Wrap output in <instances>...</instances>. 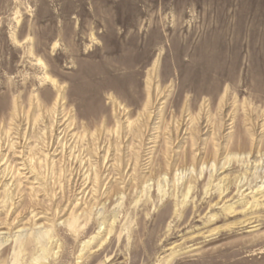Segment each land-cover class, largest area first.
<instances>
[{"label":"rangeland","instance_id":"374dc122","mask_svg":"<svg viewBox=\"0 0 264 264\" xmlns=\"http://www.w3.org/2000/svg\"><path fill=\"white\" fill-rule=\"evenodd\" d=\"M0 88V264H264V0H0Z\"/></svg>","mask_w":264,"mask_h":264},{"label":"bare ground","instance_id":"6f19581e","mask_svg":"<svg viewBox=\"0 0 264 264\" xmlns=\"http://www.w3.org/2000/svg\"><path fill=\"white\" fill-rule=\"evenodd\" d=\"M40 64L42 65L43 63H42V61H40ZM48 79L52 82V84H56V81L55 80H53V79H51L50 77H48ZM9 88H6V90H8V91H11L13 88H11L12 87V84H10L9 86H8ZM0 89H2V88H0ZM59 92V91H58ZM6 94V92H4V94L3 95H5ZM58 98L60 99V100H64L65 99V97L63 96V94H60V95H58ZM59 100V101H60ZM226 101V100H225ZM62 103V102H61ZM64 103V102H63ZM57 105L55 104V107H56ZM33 107V106H32ZM37 107L38 108H45V107H47L45 104H43V103H40L39 105H37ZM58 107V106H57ZM43 108V109H44ZM60 108V107H59ZM36 111V107H34L33 108V112H35ZM19 112H20V105H19V103H18V101H15L14 102V104H13V110H12V113H13V120L15 121V119H16V117H18V115H19ZM57 113V110H56V108H54L53 109V115L54 114H56ZM28 116V115H27ZM43 117V116H42ZM41 117V118H42ZM50 117V116H49ZM53 117V116H52ZM33 118V119H32ZM29 119H30V121L32 122V120H38V119H36L35 118V116H29ZM29 121V122H30ZM41 121V120H40ZM38 123V122H37ZM193 128V127H192ZM67 131V130H66ZM48 134V133H47ZM46 138V137H45ZM237 143H238V141H237ZM234 144V143H233ZM11 147H14V146H11ZM242 182V181H241ZM218 187V186H217ZM264 187V185H262V186H260V188H262V189H264L263 188ZM220 190V189H219ZM228 190V189H227ZM258 190V189H257ZM209 191V190H208ZM221 191V190H220ZM221 192H223V190L221 191ZM220 192V193H221ZM225 192V191H224ZM227 193V192H226ZM244 193V192H243ZM223 193H221V195H222ZM228 194V193H227ZM213 198V197H212ZM240 198V197H239ZM254 206V205H253ZM228 210V209H227ZM229 211V210H228ZM232 211V208H231V210H230V212ZM233 213H235L234 211H233ZM232 213V214H233ZM251 214V213H250ZM218 219V218H217ZM253 219V218H252ZM242 221V220H241ZM252 221V220H251ZM245 222V221H244ZM249 222V221H248ZM255 222V221H254ZM234 224H236V223H234ZM248 224H250V222L248 223ZM241 225H243V224H241ZM245 225V224H244ZM239 226V225H238ZM245 227V226H244ZM229 229V228H228ZM252 231V230H251ZM254 231V230H253ZM248 232V231H247ZM257 237V236H256ZM259 237V236H258ZM257 237V238H258ZM262 238H263V236H262ZM252 241H253V238H252ZM259 241V240H258ZM5 242H7V240L5 241ZM250 242V241H249Z\"/></svg>","mask_w":264,"mask_h":264}]
</instances>
